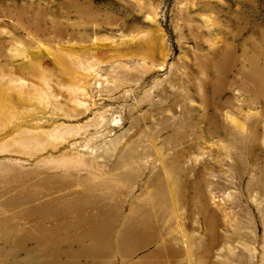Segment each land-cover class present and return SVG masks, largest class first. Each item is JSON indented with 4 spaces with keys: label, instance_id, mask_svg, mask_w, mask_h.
Here are the masks:
<instances>
[{
    "label": "rangeland",
    "instance_id": "obj_1",
    "mask_svg": "<svg viewBox=\"0 0 264 264\" xmlns=\"http://www.w3.org/2000/svg\"><path fill=\"white\" fill-rule=\"evenodd\" d=\"M0 264H264V0H0Z\"/></svg>",
    "mask_w": 264,
    "mask_h": 264
},
{
    "label": "bare ground",
    "instance_id": "obj_2",
    "mask_svg": "<svg viewBox=\"0 0 264 264\" xmlns=\"http://www.w3.org/2000/svg\"><path fill=\"white\" fill-rule=\"evenodd\" d=\"M9 169L14 170L15 169V165H12L11 167H9ZM66 171V169H65ZM28 175L27 172H21V176L23 178H25ZM61 179L59 177H56V180ZM66 179H68V177H66ZM49 181H55L54 178L50 177V176H46L45 178H43V183H47ZM104 181V180H103ZM8 183L10 184V187L16 184H20L21 183V179L17 176V175H11L8 179ZM28 191H30V188L27 189ZM31 194H34L33 192H31Z\"/></svg>",
    "mask_w": 264,
    "mask_h": 264
}]
</instances>
